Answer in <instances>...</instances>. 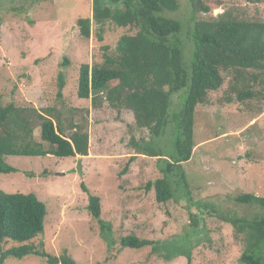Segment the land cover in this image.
I'll return each mask as SVG.
<instances>
[{"label": "rangeland", "instance_id": "obj_1", "mask_svg": "<svg viewBox=\"0 0 264 264\" xmlns=\"http://www.w3.org/2000/svg\"><path fill=\"white\" fill-rule=\"evenodd\" d=\"M177 1V11H163L161 15L182 22L179 34L159 38L149 36L146 25L140 29L107 25L101 42L95 26L90 39L79 34L78 20L92 15V0H0L3 104L33 105L38 110L55 106L89 109L88 116L82 114L88 119V156H9L5 161L16 172L0 174L1 190L33 193L46 206L44 232L33 244L37 248L44 245L49 255L67 252L80 264H189V258L192 264H240L244 244L236 238L232 219H255L264 214V209L255 204L236 201L244 194L264 197V102L226 103L227 77L220 90L210 93L209 104L196 108L197 146L191 160L175 162L182 167L167 166L169 161L174 165L169 157L178 138L177 118L183 113L192 82L194 23L204 16L193 10L189 0ZM208 4L215 15L232 11L240 17L264 21V0H208ZM140 31L167 46L176 44L181 50V86L173 94L159 137L138 127L131 111L113 109L108 102L95 109L90 99L77 96L81 65L102 63L103 47L114 48L122 35ZM172 40L176 43L171 44ZM61 76L66 82L64 101L57 98ZM34 134L40 141V130ZM144 148L166 156L160 160L138 154V149ZM182 172L187 186L181 182ZM165 176L170 180L173 198L158 203L155 190H147V184ZM82 184L100 197L102 220L109 231L102 233L93 219L88 210L89 195ZM129 235L154 244L143 251L123 248L120 239ZM6 244L7 249L19 246L11 240ZM5 264L48 262L45 257L28 255L10 257Z\"/></svg>", "mask_w": 264, "mask_h": 264}, {"label": "trees", "instance_id": "obj_2", "mask_svg": "<svg viewBox=\"0 0 264 264\" xmlns=\"http://www.w3.org/2000/svg\"><path fill=\"white\" fill-rule=\"evenodd\" d=\"M260 2L261 0H245ZM193 10L204 14L195 20L193 42L195 46L192 82L187 92L175 142L174 165L189 162L197 146L194 136L195 113L199 105L210 102V93L220 90L229 78L226 103L248 104L264 102V21L240 17L232 11L215 15L208 0H189ZM177 0H92V15L78 20L79 34L90 39L94 31L103 42L106 26L118 29H140L146 25L149 36L166 38L179 34L183 29L180 20L166 18L163 11L175 12ZM141 24H143L141 26ZM176 43L174 40L171 44ZM105 50L102 63L90 67L81 65L77 96L91 100L98 109L104 102L116 110H128L134 114L138 127L161 136L173 102L174 92L180 88L182 56L180 48L156 42L144 34H124L114 48ZM66 82L61 76L57 98L65 100L63 89ZM1 97V96H0ZM262 113V112H260ZM89 109L51 107L38 110L33 105L3 104L0 98V174H10L16 169L5 159L9 156L58 158L85 157L89 155ZM40 130V141L35 130ZM45 144L49 145L46 148ZM138 154L151 157L163 155L150 148L138 149ZM167 160V159H164ZM177 167H182L178 165ZM183 186L186 175L181 174ZM89 195L88 210L101 226L102 233L110 230L102 220L100 197ZM155 190L156 201L167 203L173 198V190L167 176L150 181L147 190ZM240 204H255L264 209V197L244 194L236 198ZM46 206L33 193H8L0 189V264L10 257L21 259L28 255L45 257L48 264H80L67 252L61 256L49 255L44 245L37 248L33 241L44 232ZM196 218V216H195ZM198 219L194 225L197 226ZM232 225L244 250L240 264H264V214L259 218L246 219L234 216ZM19 246L7 249L6 241ZM123 248L143 251L154 242L129 235L120 239ZM171 248V245H164ZM161 246H157L156 249ZM176 248V247H174ZM177 249V248H176ZM174 251V250H173ZM189 264H192L189 258Z\"/></svg>", "mask_w": 264, "mask_h": 264}, {"label": "water", "instance_id": "obj_3", "mask_svg": "<svg viewBox=\"0 0 264 264\" xmlns=\"http://www.w3.org/2000/svg\"><path fill=\"white\" fill-rule=\"evenodd\" d=\"M216 13L218 14V11H216Z\"/></svg>", "mask_w": 264, "mask_h": 264}]
</instances>
